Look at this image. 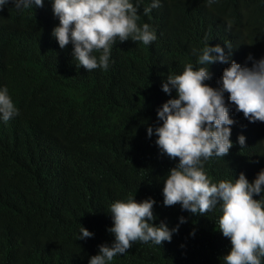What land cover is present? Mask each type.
I'll return each mask as SVG.
<instances>
[{
    "label": "trees",
    "instance_id": "trees-1",
    "mask_svg": "<svg viewBox=\"0 0 264 264\" xmlns=\"http://www.w3.org/2000/svg\"><path fill=\"white\" fill-rule=\"evenodd\" d=\"M53 2L44 0L42 8L33 6L21 15L27 24L59 25ZM132 2L139 8L138 25L151 26L156 45L131 37L117 40L108 68L91 71L79 67L71 43L61 48L55 37L24 47L5 34L0 17V86L17 98L44 86L47 102L57 111L31 134L24 132L29 116L0 125V264H89L100 245L114 241L108 231L110 206L129 196L137 202L154 199L153 223L179 228L171 242L137 241L108 264H225L231 241L219 231L221 204L203 215L180 204L164 206V180L178 159L162 154L147 128L162 124L157 111L175 98L162 90L165 76L188 63L200 67L205 38L210 46L228 42L252 62L259 60L264 0H160L148 15L144 8L153 0ZM223 68L209 65L211 78L205 83L217 88ZM245 120H233L228 155L204 162L213 183H234L240 173L253 182L264 169V126ZM17 168L24 180L16 177ZM82 227L93 236L79 239Z\"/></svg>",
    "mask_w": 264,
    "mask_h": 264
},
{
    "label": "clouds",
    "instance_id": "clouds-1",
    "mask_svg": "<svg viewBox=\"0 0 264 264\" xmlns=\"http://www.w3.org/2000/svg\"><path fill=\"white\" fill-rule=\"evenodd\" d=\"M213 2L208 0L209 4ZM33 6L42 8L44 0H0L5 34L24 43V47L54 42L55 37L61 48L71 43L79 67L87 71L108 68L110 50L117 40L123 43L131 37L134 42L152 43V47L158 41L148 23L138 25L139 8L132 0H54L52 9L59 25L50 24V28L44 22L27 24L21 12L35 8ZM159 6L160 0H153L150 7L144 8V15ZM205 39L206 45L197 61L200 67L194 69L193 64L188 63L185 68L165 76L162 90L169 95L173 92L175 98L158 109L157 117L162 124L155 129L147 128L149 138L155 133V143L161 153L178 159V164L169 170L164 180L163 204H180L182 210L203 215L220 203L219 231L231 241V250L223 257L225 264H261L264 258V169L253 182L240 173L234 183L230 180L213 183L205 172L204 162L228 155L233 146L230 139L233 120L242 116L248 123L258 122L264 126V49L259 51V60L252 62V57L239 51L237 46L232 47L228 42L210 46ZM94 52L101 53L99 58ZM214 63L224 67L217 79V88L205 83L211 78L209 65ZM43 89L44 86H38L17 98L7 87L0 86V125H11L29 116L24 132L31 134L57 113L47 102ZM238 142L242 149L245 137L240 135ZM16 177L24 180L22 168L18 169ZM155 203L152 198L137 202L132 196L126 201L114 202L110 206L113 226L108 229L114 234V241L111 245H100L98 254L90 258L89 264H108L137 241H151L156 245L171 242L179 225L171 230L164 222L155 225ZM185 222L181 217L180 223ZM92 236L93 233L81 228L79 239Z\"/></svg>",
    "mask_w": 264,
    "mask_h": 264
},
{
    "label": "bare ground",
    "instance_id": "bare-ground-1",
    "mask_svg": "<svg viewBox=\"0 0 264 264\" xmlns=\"http://www.w3.org/2000/svg\"><path fill=\"white\" fill-rule=\"evenodd\" d=\"M21 120V119H20ZM11 165V164H10ZM18 169V168H17Z\"/></svg>",
    "mask_w": 264,
    "mask_h": 264
}]
</instances>
